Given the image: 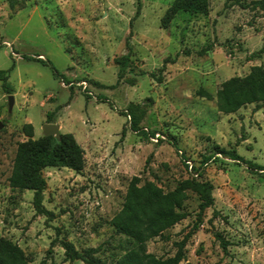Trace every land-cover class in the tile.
Returning a JSON list of instances; mask_svg holds the SVG:
<instances>
[{"label":"rangeland","instance_id":"obj_1","mask_svg":"<svg viewBox=\"0 0 264 264\" xmlns=\"http://www.w3.org/2000/svg\"><path fill=\"white\" fill-rule=\"evenodd\" d=\"M18 1L9 8L0 0V70H9V93L0 82V238L28 264H84L65 260L60 239L113 264L126 246L109 221L130 178L168 191L192 177L211 184L212 206L198 220L196 196L187 191L185 218L146 251L172 256L187 237L179 264H264V103L228 115L215 106L223 81L264 66V52L254 54L264 46L257 0H208L205 16L179 12L165 29L160 18L172 0H139L137 12L135 0ZM125 54L130 62L117 80L113 59ZM164 59L172 62L159 72ZM129 104L143 110L137 132L124 116ZM46 115L72 135L84 161L79 173L42 170L48 219L34 213L30 191L7 184L22 126L38 138Z\"/></svg>","mask_w":264,"mask_h":264},{"label":"trees","instance_id":"obj_2","mask_svg":"<svg viewBox=\"0 0 264 264\" xmlns=\"http://www.w3.org/2000/svg\"><path fill=\"white\" fill-rule=\"evenodd\" d=\"M9 8L18 5V0H4ZM252 5L264 9V0H257ZM136 12L139 9V0H135ZM208 11V0H172L160 18V26L165 29L173 17L181 12L191 15L205 16ZM135 12V13H136ZM204 52V51H203ZM264 52L262 46L256 53ZM117 66V80L127 70L129 64L128 54L113 59ZM172 62L164 59V64ZM9 70H0L1 87L9 93L6 83ZM154 77L153 74H149ZM157 81L159 79H156ZM97 85L96 83H92ZM200 97L210 100V95L198 91ZM264 103V66H253L242 77H230L223 81L215 92L216 110L224 115L235 113L245 105H259ZM124 113L128 119L130 131L137 132L138 123L143 116V110L138 105L129 104ZM46 115L45 124H49ZM25 140L17 143L11 162L7 184L11 190L30 191L31 206L35 214L51 217V213L42 206V193L45 189V180L42 176L44 168H65L79 173L83 168V151L75 142L71 134H60L57 138L40 136L32 138V127L29 124L22 126ZM124 129L120 130L123 137ZM216 154L226 155L236 162L246 163L233 151H223L215 147ZM192 169V172L197 173ZM189 191L196 196L197 213L199 217L203 211L212 206V186L206 181H199L189 177L178 181L168 191H163L153 181L141 182L139 177H131L127 183L120 209L110 219L109 224L113 231L124 238L125 249L114 259L113 264H179L184 258V245L187 237L174 243L175 251L172 256L156 257L146 251V244L152 239L165 240L164 233L185 218L182 205ZM57 232V230H56ZM224 251L226 242L220 235L214 234ZM63 256L67 261L79 260L84 264H102L93 257L94 249L76 251L71 243L64 239L58 240ZM29 261L23 251L7 239L0 238V264H28Z\"/></svg>","mask_w":264,"mask_h":264},{"label":"water","instance_id":"obj_3","mask_svg":"<svg viewBox=\"0 0 264 264\" xmlns=\"http://www.w3.org/2000/svg\"><path fill=\"white\" fill-rule=\"evenodd\" d=\"M6 105H7V111L10 110L12 105V96L8 95L6 98ZM3 124L0 122V129L2 128ZM59 135L58 127L54 124H45L41 127V136L47 137H55L57 138Z\"/></svg>","mask_w":264,"mask_h":264},{"label":"built area","instance_id":"obj_4","mask_svg":"<svg viewBox=\"0 0 264 264\" xmlns=\"http://www.w3.org/2000/svg\"><path fill=\"white\" fill-rule=\"evenodd\" d=\"M184 163L186 164L187 169L190 172V170H191V163L189 161H185Z\"/></svg>","mask_w":264,"mask_h":264}]
</instances>
